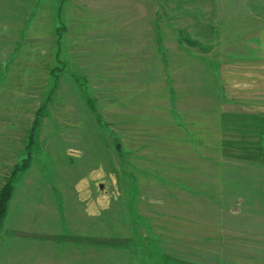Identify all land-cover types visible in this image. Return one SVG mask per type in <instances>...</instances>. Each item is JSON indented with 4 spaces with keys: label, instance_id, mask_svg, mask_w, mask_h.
Wrapping results in <instances>:
<instances>
[{
    "label": "rangeland",
    "instance_id": "rangeland-1",
    "mask_svg": "<svg viewBox=\"0 0 264 264\" xmlns=\"http://www.w3.org/2000/svg\"><path fill=\"white\" fill-rule=\"evenodd\" d=\"M262 29L264 0H0V190L30 147L0 264H264V138L221 84Z\"/></svg>",
    "mask_w": 264,
    "mask_h": 264
},
{
    "label": "crops",
    "instance_id": "crops-1",
    "mask_svg": "<svg viewBox=\"0 0 264 264\" xmlns=\"http://www.w3.org/2000/svg\"><path fill=\"white\" fill-rule=\"evenodd\" d=\"M222 111L238 116L245 128L264 138V29L249 41L246 53L223 63ZM250 133V132H249Z\"/></svg>",
    "mask_w": 264,
    "mask_h": 264
},
{
    "label": "trees",
    "instance_id": "trees-1",
    "mask_svg": "<svg viewBox=\"0 0 264 264\" xmlns=\"http://www.w3.org/2000/svg\"><path fill=\"white\" fill-rule=\"evenodd\" d=\"M48 107H49V99H47L37 111L36 119L34 120L32 129H31L30 140L33 138V135L38 129V127H40L44 112L48 109ZM29 148L30 147L28 145L27 146V151L29 153V157L27 156L28 158H30ZM27 157L26 159H24L23 164H21L22 166L17 165L12 170L10 177L8 178V180H6V182L4 183V185L2 186L0 190V230L3 227L5 220L7 218L9 203L14 196L15 186H16L18 177L20 173L25 172L30 166V164L27 161L28 160Z\"/></svg>",
    "mask_w": 264,
    "mask_h": 264
}]
</instances>
